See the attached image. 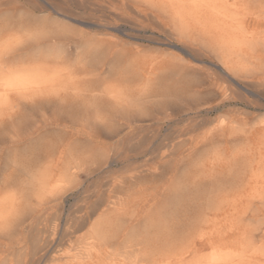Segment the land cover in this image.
<instances>
[{"label":"rangeland","instance_id":"374dc122","mask_svg":"<svg viewBox=\"0 0 264 264\" xmlns=\"http://www.w3.org/2000/svg\"><path fill=\"white\" fill-rule=\"evenodd\" d=\"M151 3L146 0L0 1L1 37L11 27L17 32H21L19 28H26L35 35L43 26L52 30L34 35L33 39L28 40L30 42L14 51L12 58L15 64L23 67L22 70L26 67L27 70L37 68L54 77L51 85L33 87L27 92L21 91V95L19 92L13 96L8 94L6 98V108H2L4 131L0 130V135H3L0 138V166L1 180L4 181L2 191L6 194L3 195L4 200H9L23 182H28V178L22 176L24 170H29L34 178L58 175L63 166V163H56L58 151L64 153L65 161L71 157L69 160L83 158L82 161L86 162L77 182L63 190L60 199L45 210L49 219L45 230L51 236L50 243L32 255L29 238L22 242L20 250L19 246L12 249L6 247L8 241L4 240L0 243V264H15L18 258H12L14 252L20 255L28 253L25 258L19 259L20 264L23 260L25 264H51V259L64 258L74 249V244L61 236L65 233L68 218L77 215L78 210L99 212L108 202L130 200L133 206L128 213L131 216L118 217L120 230L115 247L120 249L127 246L123 241L131 231L141 230L148 222L155 226L162 225L163 220L170 222L175 210L181 212L176 203L179 195L177 202L185 204L187 199H193L197 194L202 197L221 188L220 196L227 206L224 203V210L220 213L223 216L217 221L219 232L214 234L212 246L240 250L247 243L245 264H264V86L256 85V73L251 70L248 74L229 73L236 82L240 81L250 92L252 90L254 95L243 92L220 72L221 64L216 58L203 53L197 54L200 61L198 71L185 68L188 57L181 49L188 51L191 44L185 38L169 32L167 20H164L159 7ZM159 18L166 25H161ZM250 19L249 16L245 18V24L248 22L246 26L251 29L255 26L260 36L264 35V17L261 16L259 25ZM258 52L264 54L262 49ZM132 61L144 67L165 66L167 71H171L163 85L151 89L154 92L157 88L156 91L163 98L147 109L142 107L135 112L113 106V112L110 110L109 94L117 88L115 85H125L122 90L131 91L134 95L142 89L136 81L129 84L118 82L120 76L125 75V67L129 68ZM211 74L212 80L208 76ZM73 84L79 90L76 95L72 91ZM86 89L96 90L94 93L102 101L98 98L97 101L91 100ZM44 91L48 94L45 92L44 95ZM225 93L226 96H223ZM25 100L27 103H24ZM94 117L98 119L95 123L92 121ZM221 121L224 128L229 126L224 131L225 135H217L215 139L203 142L211 126ZM130 130L133 134L126 138ZM154 134H157L156 138L152 139ZM223 137L231 142L223 143ZM145 140L152 141L149 147L155 148L154 153L144 150ZM176 144L180 147L170 152V146ZM213 149L222 151L223 156L218 162L213 161ZM98 153L102 157H98ZM236 153H242V160L230 161ZM161 154L164 158L160 161L158 156ZM9 175H13V178ZM132 176H138V179L129 180ZM180 198L183 200L180 201ZM200 203L201 200L197 205ZM190 212L194 213L193 210ZM84 233L85 230L79 234ZM194 257L193 252L187 261Z\"/></svg>","mask_w":264,"mask_h":264},{"label":"bare ground","instance_id":"6f19581e","mask_svg":"<svg viewBox=\"0 0 264 264\" xmlns=\"http://www.w3.org/2000/svg\"><path fill=\"white\" fill-rule=\"evenodd\" d=\"M45 1L46 0H44V2ZM146 1L152 2L151 3L152 5L156 4L159 7L160 12L162 13L164 20H167L168 30L171 34H176L180 37L185 38L192 45V46L190 45L188 51H185L184 49L180 48L181 52L185 56L188 57V60L185 62L186 63L185 68H187L190 71H198L200 69L199 68V62L200 61H199V59H197V54L203 53V55L207 54V55L212 56L213 59L216 58L221 64V68H219L220 72L223 75H225L230 82H232L234 85H236L243 92L251 94L252 90L250 92L245 86H243L245 84L240 83V81L236 82V80H234V78L231 77L229 75V73L237 74L239 72H246V74H248V71L251 70L254 73H256L257 77L256 76L254 77V80H256V83H257L256 85L264 86V54H261L258 52L259 49H262V52L264 53V35L260 36L261 33L258 32L259 30L257 27L254 26V28L251 29L250 27L246 26V24L248 22L245 24V18H248V16H249L251 18L250 21L252 23H254L255 25L256 24L259 25V21H260L261 16H262V18L264 17L263 16V14H264V1H261V0H260V2H258L257 0H149V1L146 0ZM120 2H122V0H120ZM136 2H137V0H136ZM38 4H40V3H38ZM38 4H37V6H38ZM19 5H18V7H19ZM40 6H41V4H40ZM35 8L37 9L36 6H35ZM0 15H2V14H0ZM164 20L159 18V23L161 25H166V24H164ZM50 24H51V21H50ZM7 25H8V23L6 24V26ZM60 28L61 27H59V29ZM19 29H20L21 33L31 35L32 39H33L35 33H33V34L29 33L28 31H26V28L25 29L19 28ZM29 30L31 31V29H29ZM34 30H36V29L34 28ZM61 30L63 31V28ZM46 32L49 33V32H52V30L51 29L47 30L46 27L43 26L36 33L41 35L44 33L46 34ZM48 33H47V35H48ZM50 35H51V33H50ZM41 37H43V36H41ZM0 38H2V37L0 36ZM36 39H38V38H36ZM28 42H30V41H28ZM23 46H25V45H23ZM26 48L28 49L27 46H26ZM17 50L18 49H16L15 51H17ZM48 55H49V53H48ZM46 58L49 59L47 56H46ZM175 59H177L181 62L183 61V60H181V58L175 57ZM209 63H211V62H209ZM20 67H22V66H20ZM26 68H24L25 70H22L23 69V67H22L21 70H19L21 73V79L16 82V87L18 88L17 92H19V95H21V93H20L21 91L26 90V92H27L28 89H30V88L40 87L43 85H51L53 83V81H54L53 75L50 76L48 74L49 75L48 76L47 74H44V72L40 71L37 68L35 70H29V69L27 70ZM125 68H124L126 70L125 75L120 76L119 80L117 79L118 82L129 84L130 82L136 81L139 83V85H141L142 89L140 88L141 90L138 91V93L136 92L137 94L135 93V95H134V94L130 93L131 91L127 92L126 90L125 91L122 90V87L124 88L125 85H115V87H117V88L111 94H109L110 98L107 97V98H109V100L112 104V108L111 109L108 108V109L113 111L114 110L113 106H116L119 108L120 107L127 108V109H130V110L136 112L139 110V108H142V107L147 109L149 106H152L154 103H157L160 100V98H163V95H161L160 92L158 93L156 91L157 88L154 92H151L152 91L151 89L154 86L157 87V86L163 85L165 78L171 74L170 73L171 71L170 72L167 71L165 66L156 67L154 65H150L148 67H144L143 65L140 66L138 64H133V61H132V64L130 65V67L129 68L125 67ZM169 68H173V66H169ZM216 69H218L217 66H216ZM212 74L208 75L211 80L214 79ZM235 76H239V75H235ZM168 78L170 79V77H168ZM244 81H246V80H244ZM251 82H253V81H251ZM248 84L249 83H247V85ZM75 86L76 85H74V87L72 88V91H73V94L76 95V94H78L79 90H77V87L75 88ZM253 86H254V84H253ZM137 87H138V84H137ZM137 87H135V88H137ZM88 88H89V86H88ZM92 88H94V87H92ZM102 88H104V87H102ZM253 89H255V88H253ZM98 90L99 89H97V91ZM100 90L102 92V89H100ZM30 91L34 92L35 90L34 91L30 90ZM57 91H58V89H57ZM94 91H96V90H94V89H88L87 90L86 89L85 92L88 93V96L91 98V100L97 101L100 98H98L99 97L98 95H97L98 97L96 96ZM103 91H104L103 93L105 94L106 93L105 90H103ZM158 91H162V90H158ZM45 92L46 91H44V95H45ZM35 93H36V91H35ZM8 94H9L8 89L6 87H4L3 85H0V130L2 129V124H3L2 108H3L4 104H7L5 102H7L6 98H7ZM32 94L34 95V93H32ZM252 95H254V93ZM11 96H13V95H11ZM22 96H20V98ZM49 96L50 95H48V97ZM223 96H226V93L223 94ZM16 97H18V96H16ZM25 97H26V95H25ZM82 98L85 99L84 97H82ZM96 98H98V99H96ZM174 98H175V96H174ZM64 99H67V98H64ZM68 99H70V98L68 97ZM71 99H72V97H71ZM87 99H88V97H87ZM259 99H260V97H259ZM22 100H23V97H22ZM27 100H25L26 102L24 101V103H27ZM16 101H14V102H16ZM100 101H102V99H100ZM28 102L30 103V101H28ZM56 102L58 103V101H56ZM65 102H66V100H65ZM65 102L61 101V103H65ZM90 102H92V101H90ZM24 103L22 102V105ZM31 103H32V101H31ZM59 103H60V101H59ZM75 103H77V102H75ZM94 103H95V101H94ZM51 104H53V103H51ZM11 105H13V104H11ZM39 105H40V103H39ZM89 105L90 104H88V106H87L88 109L90 108ZM5 106H4V109L6 108ZM108 106L110 107L111 105H108ZM77 107H79V106H77ZM116 107H114V108H116ZM24 108H25V106H24ZM37 108H38V106H37ZM79 108H77V109H79ZM12 109H13V107H12ZM92 109H94V108H92ZM81 110H82V106H81ZM21 111H23V110H21ZM69 111H67V112H69ZM83 111H85V109ZM98 111H99V109H98ZM118 111H119V109H118ZM132 111H131V113H132ZM91 112H93V111H91ZM113 112H115V111H113ZM19 115H20V113H19ZM93 115H94V112H93ZM96 116H98V113ZM17 119H19L18 116H17ZM92 119H93L92 121H94V123L97 122V120H98L96 117H94ZM10 120H11V118H10ZM222 121L218 125H215L214 127L211 126L212 128H210V131H208V133L205 135V139L203 142H207L208 140H213L217 137V135L221 136V137L223 135H225L224 131L229 126L227 124L228 127L224 128V124L222 123ZM6 122L8 123V121H6ZM263 126H264V123H263ZM140 130H143V129H140ZM126 134H127L126 138H129L128 136L131 137V135L133 133L130 130ZM156 135L157 134H154L152 136V139H155ZM226 135H228V134L226 133ZM0 136H2L0 138H3V135H0ZM168 137H169V135H168ZM236 137H237V135H236ZM124 140H125V138H124ZM167 140H169V139H167ZM145 141H146V147L144 150L148 151L151 154L154 153L153 150L155 148L153 149V148L149 147V145L152 141H147V140H145ZM221 141L225 144H229L231 142L230 140H228V138H225V137H223V140H221ZM238 141H236V143ZM0 142H2V141H0ZM122 142H123V139H122ZM233 142H235V140H233ZM142 143H143V141H142ZM177 146H179V144H176L173 147L170 146L171 147L170 152L175 151ZM232 146L235 147L233 145V143H232ZM140 147H141V145H140ZM227 147H228V145H227ZM214 148H216V147H214ZM236 148H238V147H236ZM236 148H234V149H236ZM217 149H215V150L213 149L215 152L212 153V154H214V156H213L214 162L220 161L221 157L223 156V155L221 156L222 151L219 152V151H217ZM210 150L211 149L209 148V151ZM62 153L63 152L58 151L57 156H56V161H57L56 163H58L59 165H61L63 163V166L60 168L58 175H56L55 177H51V178H38L36 176H35L36 178H34L32 176V174L30 172H28L29 170L28 171L24 170L23 171L24 175H22V176H26V178H28V182H23L22 185L20 184L21 187L19 186L20 188L18 187V189L15 191H14V188L9 185L10 188L13 189L11 191H14L11 194V196L9 195L10 193L7 191L8 196H10L9 200H4L3 195H6V194H4L2 191L3 190L2 189V181L3 180H1V169L2 168L0 166V243H2V241H4V240H7L8 244L6 245V247L12 249L14 246H16V247L19 246L18 250H20V249H22V242H25L26 239L29 238L30 239L29 244L32 245V253L31 254L35 255L38 251L42 250L44 247H46V245H48L50 243V237L51 236L45 230V228H47L46 224L49 222V219H48L47 214L45 213V210L47 207H51L52 203H55L60 199V196H61L60 194L63 192V190L68 188V186H70L73 182H77L78 177H79V173L81 172V170L83 168L82 166L84 164L86 165V162L82 161L83 158L82 159H79V158L75 159L74 158V159L69 160L71 158L70 157L68 160L65 161L64 153H63V155H62ZM66 153H67V151H66ZM222 154H224V153H222ZM241 154L242 153H240V154L236 153L233 156V158H231L230 161L237 162V161L242 160ZM15 155H17V154H15ZM97 156L102 157V154L98 153ZM158 157H159L158 159L160 161L163 160V158H164V156L162 154L159 155ZM172 158H174V157L172 156ZM0 159H1V156H0ZM94 159H95V157H94ZM59 160H61V161H59ZM241 163H243V162H241ZM32 164H33V162H32ZM168 164H169V162H168ZM35 165H37V164H35ZM85 165H84V167H85ZM161 167L163 168V166H161ZM41 170H42V168H41ZM55 170H57V169L55 168ZM38 175H39V173H38ZM152 175L153 174H151L150 176H152ZM5 176H6V174H5ZM9 176H7L6 178H8ZM12 176H10V177L13 178ZM2 177H4V176H2ZM42 177H44V175ZM15 179H16V177H15ZM132 179L137 180L138 176H134V177L132 176L129 178V180H132ZM126 181H127V179H126ZM208 181H210V180H208ZM240 184H241V182H240ZM4 186H7V185H4ZM218 188H220V186ZM34 189H36V193H34ZM221 189L215 190L214 193L211 192L210 194H207V195L204 194V195H202V197H200V194H199V196L197 194L196 196H194L193 199H192V197L190 199H187L185 204H180V202H177V200L180 196L179 195L176 198V203L178 206V207L177 206L176 207L178 210H181V212H183V214H182L183 218L180 215L181 212L174 209L175 211L173 213V216L172 217L170 216L171 217L170 222L163 220L162 225H159V226H155L151 222L150 223L148 222L147 224L143 225L141 230L131 231L130 235H128L126 238H124V241H123L125 243L124 245H127V246H125V248L123 247L120 249H117L115 247V244H117V241L119 239V230H120V221H119L120 219H118V217L119 216L120 217L131 216V214L128 213V210L133 206L132 204H130L131 203L130 200L127 201V199H126V202L124 200V201H120V203L108 202L102 210H100V211L98 210L99 212H86V211L84 212V211L78 210V212H76L77 215H72L68 218V220L66 222L65 233L63 236H61L63 238H66L69 243L74 244V249H72L74 251L71 254L72 250H70V253L67 255L65 254L66 256L64 258L51 259V261H52L51 264H238V263H242V262H244V260L246 258V253H248L247 252L248 245H246L247 243L244 244L240 250H228L224 247L212 246L213 240H214L213 236H214V234H218V232H219L218 227H217V221L219 220V218L221 216H223V214H220V213L223 212L224 203L226 202L220 196ZM223 195H224V193H223ZM180 199H181L180 201L183 200V198H180ZM199 200L202 201V203H200L201 205H197ZM225 205L227 206L226 203H225ZM198 206H200V207H198ZM191 210H193L194 213H191L190 212ZM109 211H110V213H107ZM95 214H96V216H95ZM228 222H230V220ZM83 230H85V233L79 234ZM32 233H34V235ZM51 240H53V239H51ZM205 244H206V246H205ZM26 250H28V248H26ZM193 252L195 253V257L190 259V261H187V258ZM27 255H28V253H26V252L21 254V255L18 252H14L13 254H11L13 259L18 258L17 262L15 264H20L19 259L21 257L25 258ZM254 255H252V256H254ZM254 259H256V258L254 257ZM10 261H12V259H10ZM246 261H248V260H246ZM22 264H25L24 260H23ZM244 264H245V262H244Z\"/></svg>","mask_w":264,"mask_h":264},{"label":"snow or ice","instance_id":"6c2138e0","mask_svg":"<svg viewBox=\"0 0 264 264\" xmlns=\"http://www.w3.org/2000/svg\"><path fill=\"white\" fill-rule=\"evenodd\" d=\"M30 39L31 35L12 28L6 29L4 37L0 38V85L8 89L10 96L18 91L16 82L21 79L19 66L14 63L12 54Z\"/></svg>","mask_w":264,"mask_h":264}]
</instances>
